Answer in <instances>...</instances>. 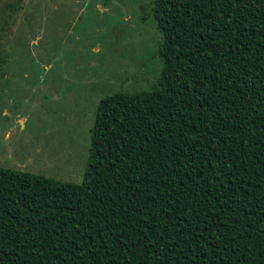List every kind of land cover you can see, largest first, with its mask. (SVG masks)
<instances>
[{
    "label": "trees",
    "instance_id": "16d2710c",
    "mask_svg": "<svg viewBox=\"0 0 264 264\" xmlns=\"http://www.w3.org/2000/svg\"><path fill=\"white\" fill-rule=\"evenodd\" d=\"M152 13L157 84L101 98L82 182L0 169V264H264V0Z\"/></svg>",
    "mask_w": 264,
    "mask_h": 264
},
{
    "label": "rangeland",
    "instance_id": "374dc122",
    "mask_svg": "<svg viewBox=\"0 0 264 264\" xmlns=\"http://www.w3.org/2000/svg\"><path fill=\"white\" fill-rule=\"evenodd\" d=\"M153 0H0V169L79 184L104 96L151 91Z\"/></svg>",
    "mask_w": 264,
    "mask_h": 264
}]
</instances>
